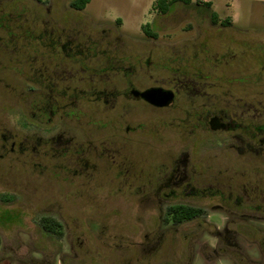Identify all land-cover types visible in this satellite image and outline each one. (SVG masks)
<instances>
[{
    "label": "rangeland",
    "instance_id": "obj_1",
    "mask_svg": "<svg viewBox=\"0 0 264 264\" xmlns=\"http://www.w3.org/2000/svg\"><path fill=\"white\" fill-rule=\"evenodd\" d=\"M73 1L0 0V264H264V0L177 2L167 14L159 0H91L83 11ZM66 39L97 44L110 93L152 87L178 67L208 75L218 111L228 104L239 128L198 126L182 99L167 111L110 97L72 104L60 81L77 58L62 51ZM76 150L91 176L70 160ZM178 159L192 182L168 200L205 216L167 228L145 253L132 244L158 213L141 189ZM43 216L65 224L60 240Z\"/></svg>",
    "mask_w": 264,
    "mask_h": 264
},
{
    "label": "flooded vegetation",
    "instance_id": "obj_2",
    "mask_svg": "<svg viewBox=\"0 0 264 264\" xmlns=\"http://www.w3.org/2000/svg\"><path fill=\"white\" fill-rule=\"evenodd\" d=\"M92 45L93 46L90 47L89 45L86 46L85 44L79 42L75 43V39H66V42L62 44V51L66 52V55L68 57H77L73 58L72 63H74L75 65H72L71 69H68V72L64 69L62 70V76L68 74V78L62 77V79L60 80L66 85L65 91L62 92V97L67 101H72V104L74 103V101L82 100L86 101V103L90 102L97 105V102L101 100L102 97L105 99V102L108 103V97H110L114 100V102H118L119 99H122L126 103L134 102L144 104L158 111H167L175 108V106H177L178 104V100L182 99L185 106H188V108L191 110V116L195 119L198 126H204L206 130L208 128L212 132L227 130L232 126L234 128H239L238 124H230L228 122V104H226L225 107H222L220 112L218 111V105L214 102L213 98V85L209 82L208 75H206V77H203L200 74H196L195 76H187L182 73L184 69L181 70V68L178 67L176 69L174 78H169L167 81L164 79L156 85L145 88L143 90L137 89L131 85H129L123 92L111 91L110 93L106 88L104 90L100 89L103 85H109V82L112 81V79L107 75L97 76V73L99 71L97 70V44L94 43ZM113 68V66H111L110 68L112 72ZM44 70L46 71V73H48L47 66H45ZM53 75L48 73V77L51 79V83H53L55 79ZM53 87L54 86H50L49 91L54 94L56 92V89ZM152 88H161L165 91L172 92V102H170L167 106L156 107L146 101L140 93H143ZM221 91L223 90L221 89ZM224 92L225 91H223V93ZM68 116L71 117L76 115L71 113L68 114ZM76 120H78V117ZM257 130L259 131V129ZM77 142L78 141H76V139H74L73 137L63 139V137L59 136L57 138V143H60L61 145L67 144L68 147L76 145ZM94 147V154L97 156V144H94ZM68 152V150L63 151L64 154ZM102 152L113 153L114 150L105 149ZM84 157L85 156L83 155V153H81L80 150H76L72 154L70 160L76 165L82 167V169L85 171L84 172L81 170L82 173L91 176L89 169L91 167V162L89 159H86ZM179 162V159L176 160L173 163L172 169L169 173H164L161 171L157 179L150 181L143 189H141L144 190L142 191L143 198L141 199V202L148 207L156 206V208L152 209H156L158 213L156 217L157 224L154 229H152V231H149V233L145 234V242L132 244L133 246H139V248H141L145 253H149L159 249V247L165 240L167 228H176L180 225L169 222L170 216L168 214V209L175 205H188L186 203L169 202L171 200H168L175 197V190L188 189L192 182V178L187 175V166L181 168L179 166ZM113 163L117 164V161L113 160ZM185 163L186 161H184V165ZM92 171V174L97 173V165L95 163L93 164ZM167 190H170L169 194L164 193ZM198 194L200 193L195 189H191V191L188 193V195L191 196ZM204 214L195 219L203 218L205 216ZM60 222L63 225V233L65 234V224L62 221ZM221 233H223V237L228 235V228L225 229V232L216 230V235L218 237L221 236Z\"/></svg>",
    "mask_w": 264,
    "mask_h": 264
},
{
    "label": "trees",
    "instance_id": "obj_3",
    "mask_svg": "<svg viewBox=\"0 0 264 264\" xmlns=\"http://www.w3.org/2000/svg\"><path fill=\"white\" fill-rule=\"evenodd\" d=\"M91 0H74L71 3V6L77 11H83L86 9ZM177 2H182L186 5L192 3V0H159L157 6L160 9L161 13L167 14L171 6ZM208 8H211V3L205 4ZM216 18V15L213 14V19ZM146 33L151 37H156V34L150 30L149 25L145 26ZM259 132H262L263 128H258ZM205 213V210L201 207L191 206V205H175L168 209V214L170 216L169 222L173 224L181 225L185 222L191 221L197 217H200ZM40 226L43 231L47 234L53 235L57 239H61L64 235L63 225L60 221L49 216H43L40 220Z\"/></svg>",
    "mask_w": 264,
    "mask_h": 264
},
{
    "label": "water",
    "instance_id": "obj_4",
    "mask_svg": "<svg viewBox=\"0 0 264 264\" xmlns=\"http://www.w3.org/2000/svg\"><path fill=\"white\" fill-rule=\"evenodd\" d=\"M140 94L146 101L156 107L167 106L173 100V93L161 88H152Z\"/></svg>",
    "mask_w": 264,
    "mask_h": 264
},
{
    "label": "crops",
    "instance_id": "obj_5",
    "mask_svg": "<svg viewBox=\"0 0 264 264\" xmlns=\"http://www.w3.org/2000/svg\"><path fill=\"white\" fill-rule=\"evenodd\" d=\"M211 2V0H207V1H205V3H210Z\"/></svg>",
    "mask_w": 264,
    "mask_h": 264
},
{
    "label": "built area",
    "instance_id": "obj_6",
    "mask_svg": "<svg viewBox=\"0 0 264 264\" xmlns=\"http://www.w3.org/2000/svg\"><path fill=\"white\" fill-rule=\"evenodd\" d=\"M205 1H207V0H202L203 3H205Z\"/></svg>",
    "mask_w": 264,
    "mask_h": 264
}]
</instances>
